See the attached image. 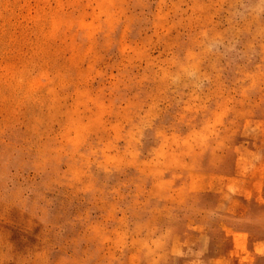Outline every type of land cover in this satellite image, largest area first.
<instances>
[{"label":"rangeland","instance_id":"obj_1","mask_svg":"<svg viewBox=\"0 0 264 264\" xmlns=\"http://www.w3.org/2000/svg\"><path fill=\"white\" fill-rule=\"evenodd\" d=\"M0 264H264V0H0Z\"/></svg>","mask_w":264,"mask_h":264}]
</instances>
